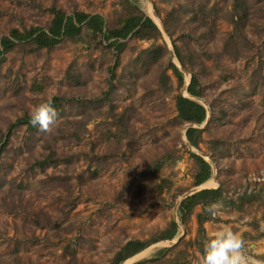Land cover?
<instances>
[{
  "label": "rangeland",
  "instance_id": "obj_1",
  "mask_svg": "<svg viewBox=\"0 0 264 264\" xmlns=\"http://www.w3.org/2000/svg\"><path fill=\"white\" fill-rule=\"evenodd\" d=\"M242 1L247 19L235 30L241 0H0V39L12 30L47 31L51 9L100 15L110 28L133 12L160 33L122 41L113 79L115 47L82 25L52 49L19 43L4 54L0 264H113L131 240L149 245L127 264H200L204 239L225 225L264 262V0ZM192 74L202 91L196 99L183 91ZM179 95L205 108L201 124L179 119ZM53 97L67 101L47 131L11 126ZM188 128L200 131L197 147ZM50 152L55 158L44 168L35 165ZM192 155L210 166L199 186ZM218 188L213 203L223 206L204 213L198 237L201 209L182 224L178 206ZM173 221L174 237L154 242Z\"/></svg>",
  "mask_w": 264,
  "mask_h": 264
},
{
  "label": "trees",
  "instance_id": "obj_2",
  "mask_svg": "<svg viewBox=\"0 0 264 264\" xmlns=\"http://www.w3.org/2000/svg\"><path fill=\"white\" fill-rule=\"evenodd\" d=\"M129 1L130 0H125L126 3L130 4ZM244 2L245 1L241 0V3L238 2V6H234L235 13L233 18H236V20L234 19L235 21L233 22L235 30H238L241 26H243L247 19V12ZM239 9L242 10L239 11ZM51 12L52 19L47 31H44L42 28L38 27L30 28L29 30H25L23 32L12 30L9 32L8 36L2 37L0 39V63L3 60L4 54L10 52L13 47L19 43L32 44L35 50L42 48L52 49L61 43L63 37L78 33L81 29L80 26L82 25L83 27L89 29L92 34H97L102 37L104 41H110L109 45L115 47L116 53L114 54V64L110 70V78L113 79L115 78V69L119 65V53L121 47L123 46L122 41L130 37H136L140 40H152L157 39L160 34L158 28L149 17L137 15L133 12L127 14L120 27L112 28L105 24L104 19L100 15H87L82 12H77L72 16H67L60 10L55 9H51ZM174 53L177 61L183 68H185V63L180 57L179 51L175 46ZM170 68L176 77L178 84L182 85L183 78L181 72L173 64H170ZM186 92L188 95L194 98L200 97L202 94L199 81L194 74L191 75ZM107 94L108 93H104L105 99ZM66 101V99L61 97H53L50 100L57 113L61 112L62 109L60 107L62 106L63 102ZM175 106L177 115L182 121L191 124H201L205 120V108L201 104L189 98H185L182 95L177 96L175 100ZM20 124H25L29 128H33L30 123V117L17 119L13 124H11V126L14 127ZM28 130L31 131L33 129ZM68 138L79 140L77 133H72ZM186 138L192 146L197 147L198 143L200 142V131L194 128H188L186 130ZM54 158L55 154L50 152L43 161L35 162V165L40 168H44L45 163L48 160H53ZM192 158L198 165V171L195 175V186H199L210 177V166L203 159L196 155H192ZM220 195L221 189L218 188L216 190L203 189L194 193L193 195L186 197L178 206L179 221L182 224H185L188 218H190L192 215L195 208L199 207L201 212L196 213L195 217L197 222V235L198 237L202 236L204 234L203 224L206 221L203 206L212 204L217 198L220 197ZM176 229L177 223L173 221L165 231V234L161 238L154 240V242L159 240H171L176 233ZM148 245L149 243L146 241H128L114 256L113 264L122 263L123 261L145 249ZM157 262L158 259L156 258L154 260L148 261L146 264H154ZM165 262L168 263V261Z\"/></svg>",
  "mask_w": 264,
  "mask_h": 264
},
{
  "label": "clouds",
  "instance_id": "obj_3",
  "mask_svg": "<svg viewBox=\"0 0 264 264\" xmlns=\"http://www.w3.org/2000/svg\"><path fill=\"white\" fill-rule=\"evenodd\" d=\"M58 118V113L52 103L45 102L35 105L30 113V123L42 131H47ZM222 202L203 206V211L209 216H215L222 207ZM200 264H264L248 254L245 242L227 225L216 231L202 243Z\"/></svg>",
  "mask_w": 264,
  "mask_h": 264
},
{
  "label": "water",
  "instance_id": "obj_4",
  "mask_svg": "<svg viewBox=\"0 0 264 264\" xmlns=\"http://www.w3.org/2000/svg\"><path fill=\"white\" fill-rule=\"evenodd\" d=\"M180 70H181L182 72L186 73L183 69L180 68ZM184 89H185V90H184ZM183 91H186V88H183ZM187 95H188V94H187ZM188 97L191 98V99H196V98H194V97H192V96H190V95H188Z\"/></svg>",
  "mask_w": 264,
  "mask_h": 264
},
{
  "label": "bare ground",
  "instance_id": "obj_5",
  "mask_svg": "<svg viewBox=\"0 0 264 264\" xmlns=\"http://www.w3.org/2000/svg\"><path fill=\"white\" fill-rule=\"evenodd\" d=\"M150 10V9H149ZM153 15V14H152ZM154 20V19H153ZM155 21H157V20H155ZM208 185V184H207ZM147 254V253H146ZM131 259H128L127 261H125L123 264H127L128 263V261H130Z\"/></svg>",
  "mask_w": 264,
  "mask_h": 264
}]
</instances>
